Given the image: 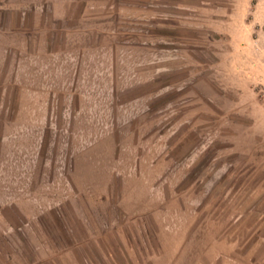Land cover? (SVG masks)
Wrapping results in <instances>:
<instances>
[{
    "label": "rangeland",
    "instance_id": "374dc122",
    "mask_svg": "<svg viewBox=\"0 0 264 264\" xmlns=\"http://www.w3.org/2000/svg\"><path fill=\"white\" fill-rule=\"evenodd\" d=\"M134 1L0 0V264H264V0Z\"/></svg>",
    "mask_w": 264,
    "mask_h": 264
},
{
    "label": "crops",
    "instance_id": "0c3cea01",
    "mask_svg": "<svg viewBox=\"0 0 264 264\" xmlns=\"http://www.w3.org/2000/svg\"><path fill=\"white\" fill-rule=\"evenodd\" d=\"M78 1H80V0H78ZM81 1H83V2H86V3H89V2H92L93 0H81ZM144 0L143 1H140V0H137V1H134L133 3H130V6L131 7H139V6H143L144 4ZM203 4V6H209V2H202ZM154 7L156 6V5H158V6H162V4H159V3H155V4H152ZM212 6H214L215 8H218L217 7V5L215 6V5H212Z\"/></svg>",
    "mask_w": 264,
    "mask_h": 264
}]
</instances>
